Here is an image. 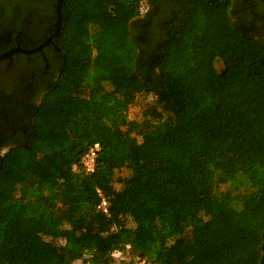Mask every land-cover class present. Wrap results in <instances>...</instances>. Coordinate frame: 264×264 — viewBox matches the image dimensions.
I'll return each instance as SVG.
<instances>
[{
	"label": "trees",
	"instance_id": "trees-1",
	"mask_svg": "<svg viewBox=\"0 0 264 264\" xmlns=\"http://www.w3.org/2000/svg\"><path fill=\"white\" fill-rule=\"evenodd\" d=\"M145 2L63 1L60 75L0 160V264H260L264 39L230 0L156 26Z\"/></svg>",
	"mask_w": 264,
	"mask_h": 264
},
{
	"label": "flooded vegetation",
	"instance_id": "flooded-vegetation-1",
	"mask_svg": "<svg viewBox=\"0 0 264 264\" xmlns=\"http://www.w3.org/2000/svg\"><path fill=\"white\" fill-rule=\"evenodd\" d=\"M233 23L264 39V0H230ZM57 0H0V56L16 48L34 49L54 32ZM189 0H150L142 18L159 25L179 17ZM59 38V37H58ZM54 38L42 51L14 54L0 61V160L27 147L33 117L44 95L57 82L62 50Z\"/></svg>",
	"mask_w": 264,
	"mask_h": 264
},
{
	"label": "water",
	"instance_id": "water-1",
	"mask_svg": "<svg viewBox=\"0 0 264 264\" xmlns=\"http://www.w3.org/2000/svg\"><path fill=\"white\" fill-rule=\"evenodd\" d=\"M63 1L64 0H57L56 5H55V10H56V23H55V28L53 34L39 47L34 48V49H22V48H16L11 50L10 52L3 54L0 56V61L4 59H9L11 58L14 54H24V55H31L35 54L37 52H40L45 48L47 45H49L54 38H58L61 33L62 29V6H63ZM261 251L263 253V257L260 261V264H264V234H263V243L261 247Z\"/></svg>",
	"mask_w": 264,
	"mask_h": 264
},
{
	"label": "built area",
	"instance_id": "built-area-1",
	"mask_svg": "<svg viewBox=\"0 0 264 264\" xmlns=\"http://www.w3.org/2000/svg\"><path fill=\"white\" fill-rule=\"evenodd\" d=\"M144 4L142 3V7H141V13L143 12V8H144ZM100 151V146L99 144H95L93 147H91L88 152L85 154L84 158H83V167L85 169V171L89 174H92L95 172L96 169V158L98 156V153ZM99 196L101 197V202L98 206V210L100 212H102L103 214H108V207H109V203L107 201V199L103 196V194L101 193L100 190H97ZM121 256L120 253H116L114 255V258L117 259ZM138 264H145L144 262H140Z\"/></svg>",
	"mask_w": 264,
	"mask_h": 264
},
{
	"label": "rangeland",
	"instance_id": "rangeland-1",
	"mask_svg": "<svg viewBox=\"0 0 264 264\" xmlns=\"http://www.w3.org/2000/svg\"><path fill=\"white\" fill-rule=\"evenodd\" d=\"M216 67L218 70L222 69V62L217 61ZM154 103V98L151 96H139L137 99V103L133 106L129 111V119L130 120H137L140 118L141 113L144 111L145 108L152 105ZM75 264H82L81 262H76Z\"/></svg>",
	"mask_w": 264,
	"mask_h": 264
}]
</instances>
